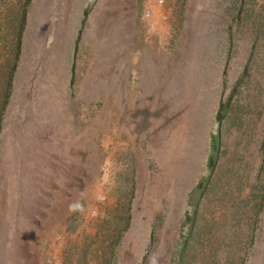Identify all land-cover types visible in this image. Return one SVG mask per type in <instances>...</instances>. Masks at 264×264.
<instances>
[{"label":"rangeland","instance_id":"374dc122","mask_svg":"<svg viewBox=\"0 0 264 264\" xmlns=\"http://www.w3.org/2000/svg\"><path fill=\"white\" fill-rule=\"evenodd\" d=\"M239 1L0 0V264H264Z\"/></svg>","mask_w":264,"mask_h":264},{"label":"trees","instance_id":"16d2710c","mask_svg":"<svg viewBox=\"0 0 264 264\" xmlns=\"http://www.w3.org/2000/svg\"><path fill=\"white\" fill-rule=\"evenodd\" d=\"M247 3H248V0H240L239 1V7H240L239 8V14L240 15L237 17H239V20H241L240 22L244 21V23H242V25H240V28L246 27L245 33L248 35V38H250L251 34L254 36H256V35L260 36L262 34L264 35V16L260 15V20H257V17H255L256 22L250 23V26L246 23L249 21L248 20L249 14H248V11L246 8ZM262 10L264 13V4L262 6ZM240 22H238V24ZM249 40L251 41L252 39L250 38ZM185 252H186V248L184 247L182 249V251L180 252V258H179L177 264H186L185 259H187V258L185 256Z\"/></svg>","mask_w":264,"mask_h":264}]
</instances>
